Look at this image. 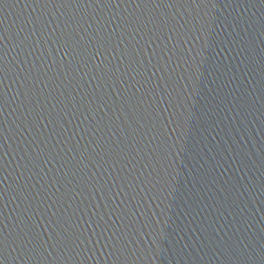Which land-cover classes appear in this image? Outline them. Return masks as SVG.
Wrapping results in <instances>:
<instances>
[{
  "label": "water",
  "instance_id": "1",
  "mask_svg": "<svg viewBox=\"0 0 264 264\" xmlns=\"http://www.w3.org/2000/svg\"><path fill=\"white\" fill-rule=\"evenodd\" d=\"M0 264H264V0H0Z\"/></svg>",
  "mask_w": 264,
  "mask_h": 264
}]
</instances>
